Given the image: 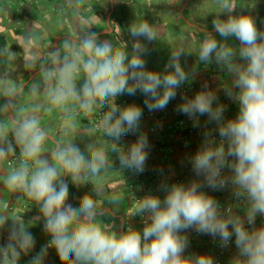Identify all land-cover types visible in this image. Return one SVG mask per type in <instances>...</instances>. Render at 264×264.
Segmentation results:
<instances>
[{
	"label": "clouds",
	"instance_id": "obj_1",
	"mask_svg": "<svg viewBox=\"0 0 264 264\" xmlns=\"http://www.w3.org/2000/svg\"><path fill=\"white\" fill-rule=\"evenodd\" d=\"M218 4L213 31L201 30L195 56L198 63H215L230 75L231 85L223 91L238 104V114L225 119L226 106L207 83L194 96L182 97L177 111L193 127L201 126L202 116L216 125L215 130L205 127L200 147L186 158L202 179L187 184L165 179L163 199L151 193L137 199L133 216L142 217V230L125 228L123 220L109 222L115 212L101 205L98 198L105 189L93 178L114 169L116 160L121 172L146 170L151 145L141 131L143 109L118 101L139 92L149 112L164 110L177 90L195 78V71L186 70L181 62L192 53L178 46L170 51L162 71L150 70L149 44L160 33L138 17L127 29L130 50L127 43L119 47L111 39H101L89 26L75 40L68 38L62 47H53L43 61L25 58L24 67L34 73L30 87L11 84L12 75L2 64L0 163L16 161L2 183L20 194L17 199L33 201L38 215L26 223L9 217L7 211L0 213V239L7 232V242L0 244V264H20L22 256L33 253L36 239L29 230L33 221L43 222L50 239L27 264H45L49 249L55 250L61 264H214L209 255H185L189 230L218 237L221 247H228L234 238L236 264H264V225L255 226L256 218L264 216V29L257 27L250 12L237 14V8H249L247 4L238 6L236 0ZM104 35H111V29ZM230 38L239 46L230 45ZM25 40L30 43L31 37ZM0 58L15 61L16 53L0 48ZM25 88L35 103L25 104ZM97 109L102 110L98 125L82 130L83 147L77 139L56 140L41 124V114L57 111L67 135L69 129L76 130L79 114ZM128 135L136 139L125 147L121 140ZM49 141L54 147L46 149ZM69 180L77 188L91 186V193L80 196L77 206L70 202ZM205 186L214 191L231 187L233 196L245 203V215L231 205L223 207L203 190ZM118 199L114 195L110 203Z\"/></svg>",
	"mask_w": 264,
	"mask_h": 264
},
{
	"label": "crops",
	"instance_id": "obj_2",
	"mask_svg": "<svg viewBox=\"0 0 264 264\" xmlns=\"http://www.w3.org/2000/svg\"><path fill=\"white\" fill-rule=\"evenodd\" d=\"M144 1L145 0H101V7L98 6L96 1H89V7L92 6L95 9V12H100L101 9H103L105 14L104 21L92 30L99 33L110 28L112 30L110 36H113L116 29V11L125 7L132 8V6L141 4ZM193 2L194 0H161L160 4L169 6L171 12L168 14H158V17H156V14L155 17H153V15L151 17L149 13L145 15L148 16L145 19L151 23L153 22L152 24L159 29L160 33L157 37L159 47H156V45L154 46L153 43L149 45L150 51L156 53V57L155 62H150L151 60H149V63L147 62V67L154 71L159 68L163 70L164 65L166 64L163 52H166L169 43L172 41L181 42V38H183L187 41L186 44L188 43L189 47H191H185V51L191 52L192 54L182 57L181 62L186 70L195 71V78L186 82L177 90L176 98L171 100L164 110L149 112L146 106H144V97L142 94L138 92L135 96L127 95L128 99L131 100V104L135 103L143 109L141 131L148 135L149 144L151 145L149 158L146 161V169L148 171L159 172L163 181L166 179L168 183H176L178 179H182L183 183L187 184L192 179H202V177L195 176L186 158L187 156L194 154L200 147L205 127L213 130L216 128L215 123H207L206 116L200 117V127H193L192 121L187 116L177 111V105L182 102V97L184 95H187L188 97L194 96L196 92L202 90L204 84L207 83L210 89L217 92L219 102L226 106L225 119L235 118L238 114V110H235L238 104L229 99L223 91V87L231 85L230 75L225 71H222L215 63H213L214 66H210V64L201 67V64L197 62V57L195 55L198 52L199 45L198 49L193 48L191 46L193 44L192 40L197 39V41H201L203 33H198L188 24V22L196 24L193 15ZM28 3L39 4V1L0 0V48L6 47L16 53L15 61H7L5 58H0V71H2L4 67L2 64L6 65V70L12 75L11 84L16 87H22L26 84H28L27 87H30L33 82L32 77L34 73H30V70L24 67L25 58L35 56V58L38 59L37 55L40 53L43 56V61L47 52L57 44L62 47L66 39L69 38L67 36L59 35L58 29H54L49 32V38L45 39L47 33L38 26V22H41L40 15L37 13L27 15L20 13L21 11H19V8ZM242 3L247 4L249 7L242 8V11L250 12L254 17L255 15L252 11H255L258 6L264 4L262 3V0H243ZM162 18L164 23H162ZM255 19H257V16ZM259 22L260 19L258 18V21L256 20L257 27L261 29L262 23ZM198 26H201L206 31H213L212 23ZM28 36L31 37L30 43L25 40V37ZM77 36L71 38H76ZM61 37L64 39L60 40ZM178 38H180V40H177ZM217 38L220 39L219 36H217ZM230 40H232V38H230ZM230 40L227 42L231 45ZM23 42L28 44L23 46ZM172 50L173 49L170 51ZM148 59L149 57L146 56L147 61ZM181 115L187 120V130L189 131L187 135L184 134L186 129L183 130L178 127V120ZM45 122V120L41 121L42 126L50 129L51 134L56 140L63 141L77 139V142L80 143L81 147H83L84 142H86V139L82 140L80 136L76 137L71 129H69L66 135L64 132L65 125L62 121ZM78 132L81 133L82 130ZM135 139L136 135H132L130 140L127 141V146L135 141ZM218 139L219 137L217 136V140ZM52 147H54L52 142H47L46 149ZM162 148L164 149V153L161 152ZM113 158L115 160L114 156ZM10 169L11 168L7 165V161L0 163V213L7 211L9 217L23 218L25 222L28 223L38 215V210L33 201L26 197L17 199L20 194L9 190L3 185V176L6 175L7 171ZM134 180L136 183L133 184ZM129 182H131V184L137 189L143 188L146 192L159 195L161 199H163L165 195L161 190V185L147 187L145 182L143 183V180H141L140 174L131 171L121 172L119 170L118 160L115 162L114 169H109L108 172L103 174L99 179L93 178V183H102L105 189L98 198L101 205L104 207H110L112 211L115 212L114 216L109 218V222L114 219L115 222L119 224L121 223V220H123V226L125 228L129 225L133 226V214L131 212L132 197L129 195ZM69 188L70 202H72L74 206L78 205V198L80 196L86 193H91L90 185L77 188L71 184L70 180ZM203 190L216 198L223 207L231 205L237 214L242 217L245 215L246 205L244 204L243 206H240L238 200L232 194L231 187L214 191L205 186ZM114 195L119 199L115 203H110V199ZM73 197L76 199H73ZM262 217L263 216H258L256 218V227L264 225ZM29 226H31L29 230L36 239V247L32 253L35 254L36 251H39L41 246L48 243L49 237L43 231L42 221H33ZM189 241L190 244L185 255H191L193 253L209 255L213 258L214 264L217 262H221V264H236L234 259L236 258L238 251L235 247V243L231 248L222 251L207 239ZM6 242L7 232H4L3 239H0V244ZM29 259L30 258L28 257L26 258L22 256L20 264H27ZM45 264H61L55 250H49Z\"/></svg>",
	"mask_w": 264,
	"mask_h": 264
},
{
	"label": "trees",
	"instance_id": "obj_3",
	"mask_svg": "<svg viewBox=\"0 0 264 264\" xmlns=\"http://www.w3.org/2000/svg\"><path fill=\"white\" fill-rule=\"evenodd\" d=\"M39 4L36 3H28L25 4L23 7L19 8L20 13L32 15L33 13H37L40 15L41 22H38V26L40 29H43L47 35L45 39L49 38V32L58 29L59 35L67 36V37H75L79 35L80 31L86 27L91 26L92 29L100 25L105 18L104 10L101 9L100 12H95V9L90 6L89 1H96L98 6H102L101 0H38ZM155 1V0H154ZM159 1V2H158ZM156 0L155 5L153 8V13L155 14H164L170 13L171 10L167 5H161V0ZM243 0H236L237 5L239 6L242 4ZM158 3L160 5H158ZM143 5L138 4L132 6V8H121L116 11V29L113 33V36H102L101 39H111L116 46L124 47L125 43L128 44L129 50L131 48V38L128 35L127 29L131 23H133L136 18L135 15L139 13V15H144V9L141 8ZM193 6V15L195 18V23L198 25H207L212 23L213 19L216 18V13L219 10L218 0H194L192 3ZM242 11V8H237V14ZM211 15V17H210ZM224 18V17H221ZM149 22V21H148ZM151 23V22H149ZM153 23V22H152ZM155 23V22H154ZM162 23L163 18H162ZM37 25V24H36ZM25 27V26H24ZM263 28V27H262ZM261 28V29H262ZM157 40V39H156ZM177 40H180L178 38ZM183 38H181V42H177V45L180 43L181 46L184 47L186 42H183ZM230 40V39H229ZM231 45L232 46H239V41L235 38H232ZM174 42V41H172ZM172 42L169 43V46L172 45ZM28 43L23 42V46H26ZM154 46L157 43H153ZM150 45V44H149ZM159 47V44H157ZM186 49V48H184ZM170 51V50H169ZM168 52V51H167ZM167 52H163L164 61L167 63L169 55ZM34 55V53H33ZM147 56L150 60L154 61L156 57V53L149 52ZM38 61H42L43 56L39 53L37 55ZM201 67L204 66L203 64L200 65ZM210 66H214L212 63ZM39 79V77L37 78ZM24 102L26 105H31L35 103L31 97L27 95V88L25 89V99ZM121 105L126 103V105L131 104V100L128 99L127 95L121 97L118 101ZM235 110L239 111V106L235 108ZM100 109H97L94 113L85 115L83 113L79 114L77 117V128L76 130H72L76 137L81 138L82 132L81 131L87 127H95L92 119L95 118ZM45 120V123L48 122H59L63 120V117L60 115L59 112L53 111L50 113L41 114V121ZM185 120L184 116H180L179 121ZM76 131V132H75ZM189 133L188 130L184 131V134L187 135ZM99 134L102 135V130H99ZM115 157V156H114ZM134 173V172H133ZM159 174L157 171H150L147 176L140 175L141 180L143 183L147 185V187H155L156 178H154L153 174ZM137 180V179H136ZM138 181V180H137ZM136 183L135 180L133 184ZM129 182L128 186L133 185ZM155 194V193H154ZM156 195V194H155ZM132 200V199H131ZM132 207V206H131ZM134 215V214H133ZM133 227L137 229H141L140 225V216H133L132 219Z\"/></svg>",
	"mask_w": 264,
	"mask_h": 264
},
{
	"label": "built area",
	"instance_id": "obj_4",
	"mask_svg": "<svg viewBox=\"0 0 264 264\" xmlns=\"http://www.w3.org/2000/svg\"><path fill=\"white\" fill-rule=\"evenodd\" d=\"M123 105H126V103H124ZM106 108H107V105L105 106V109H103V110H106ZM101 114H102V110L100 109L98 115H97L95 118L92 119V121H93L95 127L98 125L99 118H100ZM178 127H179L180 129H183V130L186 129V130H187V129H188V128H187V120H181V121H179V122H178ZM101 130H102V129H101ZM191 132H192V131H191ZM131 137H132V135H128V136L123 137L122 140H121V143H122L125 147H127V141H129ZM218 140H219V139H218ZM161 152L164 153V149H163V148L161 149ZM15 162H16V161H15V158H10V159L7 161V165L11 168V167L15 166ZM148 173H150V171H148V170L146 169V170H145L142 174H140V175H142V176H147ZM153 176H154V178H156V180H155V181H156V184H157V185H161L162 182H163V179H162V177L160 176V174L155 173V174H153ZM177 182H183V180H182V179H178V180L176 181V183H177ZM149 193H150V192H146L143 188H141V189H137L134 185L130 186L129 195L132 197V209H131V212H132L133 214H134V212H135L137 199L142 198L143 196H145L146 194H149ZM151 194H154V193H151ZM238 202H239L240 206H243V205L245 204L242 200H238ZM228 206H229V205H228ZM228 206H226V207H228ZM262 218H263V220H264V216H263ZM140 225H141V230H142V228H143V220H142V217H140ZM186 234L188 235L189 240H192V241H193V240H197V239H207V240H209L211 243H213L215 246L219 247V249L222 250V251H224V250H226V249H228V248H231V247L234 245V240H233V242H232L228 247H221V245H220V243H219V238H218V237L213 238V237H211L210 235L199 234V233L195 232L194 230H189ZM49 239H50V237H49ZM48 241H49V240H48ZM49 250H54V249H49ZM31 255H32V253H31L29 256H23V257H26V258L28 257V258H30ZM216 264H221V262H217Z\"/></svg>",
	"mask_w": 264,
	"mask_h": 264
},
{
	"label": "rangeland",
	"instance_id": "obj_5",
	"mask_svg": "<svg viewBox=\"0 0 264 264\" xmlns=\"http://www.w3.org/2000/svg\"><path fill=\"white\" fill-rule=\"evenodd\" d=\"M156 1V0H155ZM155 1L154 0H150V1H144L142 4L143 5H141L142 7L141 8H143L144 9V15L143 16H141V15H139V13H137L136 15H135V18L137 19L138 17L139 18H141V19H145V18H147L148 16H145L146 14H149L150 13V16L152 17V15H153V17H155V13H153V8H154V5L156 4L155 3ZM158 1V0H157ZM159 2V1H158ZM262 3H264V0H262ZM159 4V3H158ZM252 12H254V15H255V17L257 16V21H258V18L260 19V22L262 23V27H263V29H264V4L262 5V6H258V8L254 11H252ZM258 13V14H257ZM156 17H158L157 16V14H156ZM259 22V23H260ZM192 35V34H191ZM193 41V44L191 45L193 48H195V49H198V45H199V43H200V41H197V39H193L192 40ZM183 42H187L186 40H184ZM154 43H157V40H156V42H154ZM158 44V43H157ZM157 44H156V46H157ZM178 46H181V44L179 43L178 45H177V41L176 42H172V45L171 46H167V49H166V52H167V54H170V51L169 50H171V49H173V50H175V48L176 47H178ZM185 47H189V44L187 43V44H185L184 45V48ZM189 48H191V47H189ZM149 60H150V58L148 59V63H149ZM150 62H152V60L150 61ZM154 62H155V60H154ZM159 71H162V69H158ZM157 69L155 70V71H158ZM133 214V213H132Z\"/></svg>",
	"mask_w": 264,
	"mask_h": 264
},
{
	"label": "water",
	"instance_id": "obj_6",
	"mask_svg": "<svg viewBox=\"0 0 264 264\" xmlns=\"http://www.w3.org/2000/svg\"><path fill=\"white\" fill-rule=\"evenodd\" d=\"M188 24L193 28V29H195L198 33H202V31L201 30H204V31H206L204 28H202L201 26H198V25H196V24H194V23H191V22H188ZM112 31V30H111ZM100 33V35H101V37L102 36H104V31H101V32H99ZM69 38H71V37H69ZM62 39H64V38H60V40H62ZM72 40H75V38H71ZM26 85H28V84H26Z\"/></svg>",
	"mask_w": 264,
	"mask_h": 264
}]
</instances>
